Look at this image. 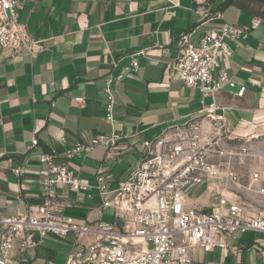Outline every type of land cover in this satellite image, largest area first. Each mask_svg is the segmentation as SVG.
Wrapping results in <instances>:
<instances>
[{
    "label": "crops",
    "instance_id": "obj_1",
    "mask_svg": "<svg viewBox=\"0 0 264 264\" xmlns=\"http://www.w3.org/2000/svg\"><path fill=\"white\" fill-rule=\"evenodd\" d=\"M18 15L37 43L30 54L0 46V216L25 212L41 201L46 167L40 151L62 153L77 141L115 132L118 148L97 146L69 162L84 182L95 184L102 172L114 188L145 154V141L198 115L200 90L184 85L171 69L183 32L197 43L224 23L249 30L247 38L226 42L223 63L247 89L237 96V88H225L218 92V102L227 107L234 134L253 138L264 130V0H22ZM257 16L261 22L251 28ZM132 57L139 63L135 76L112 84L113 126L104 116L106 78L121 73ZM34 136L37 148L31 147ZM216 188L212 182L191 186L189 204L209 211ZM231 188L220 190L246 204ZM57 193L64 216L79 224L114 220V210L102 208L96 188L74 192L62 185ZM249 198L264 203L262 194ZM92 238L78 240L74 232L48 235L23 251L16 240L8 264H66L69 254L83 247L81 241ZM190 264H264V235L237 233L227 248L210 252L195 247Z\"/></svg>",
    "mask_w": 264,
    "mask_h": 264
},
{
    "label": "built area",
    "instance_id": "obj_2",
    "mask_svg": "<svg viewBox=\"0 0 264 264\" xmlns=\"http://www.w3.org/2000/svg\"><path fill=\"white\" fill-rule=\"evenodd\" d=\"M21 7L22 0H0V46L11 48L13 54H30L37 41L27 24L19 20ZM260 22V17H255L251 28ZM248 35V29L231 23L210 30L197 43L192 42L189 32L180 35L181 50L171 69L184 85L200 90L198 115L145 141V154L116 187L108 186L102 172L97 173L95 184L84 182L69 164L97 146L118 148L120 135L115 132L97 134L87 143L77 141L62 153L40 151V161L46 167L41 201L29 205L25 212L0 216V264L10 262L16 240H20L17 246L23 251L39 246L48 235L65 237L70 232L78 240L86 235L93 238L81 241L83 247L71 252L66 264H190L195 247L210 252L227 248L237 233L264 235V208L249 211L244 203L220 190L236 187L264 195V153L252 148V136L234 134L225 115L227 107L218 102V92L225 88H237V96H243L247 89L238 85L223 63L228 54L226 42ZM138 66L132 57L121 73L106 78L104 116L113 126L117 120L112 84L134 77ZM207 97L212 98L210 103H206ZM76 101L83 102L84 98ZM60 139L67 141L66 136ZM38 145L34 136L31 147ZM59 156L63 161H57ZM245 167L251 169L247 184L242 178ZM203 182L219 187L209 211L188 201V189ZM62 185L74 192L98 189L103 196L102 208H112L114 220L79 224L65 217L57 193Z\"/></svg>",
    "mask_w": 264,
    "mask_h": 264
},
{
    "label": "rangeland",
    "instance_id": "obj_3",
    "mask_svg": "<svg viewBox=\"0 0 264 264\" xmlns=\"http://www.w3.org/2000/svg\"><path fill=\"white\" fill-rule=\"evenodd\" d=\"M242 137H246V136H242ZM250 144H252V148L254 150H257V151L264 153V130L258 131L257 136L252 138V140L250 141ZM250 172H251V169L249 167L244 168V172L242 174L244 184H247V182L249 180ZM262 183L264 184V177H263ZM231 189L233 191H238L243 196V199H245V201H246V204H245L246 208L249 211H254V210L264 208V203L259 202L258 199H256V201H254V203L249 202V201H251L249 196L252 195V192L249 191V193H246V191H241L242 189H239L240 190L239 191V190H237L238 188H236V187H232ZM254 194H257V193H254Z\"/></svg>",
    "mask_w": 264,
    "mask_h": 264
}]
</instances>
